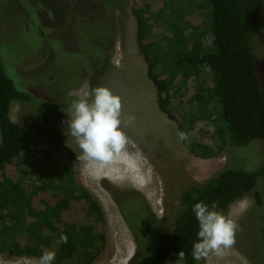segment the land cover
Here are the masks:
<instances>
[{"label":"rangeland","instance_id":"374dc122","mask_svg":"<svg viewBox=\"0 0 264 264\" xmlns=\"http://www.w3.org/2000/svg\"><path fill=\"white\" fill-rule=\"evenodd\" d=\"M137 1L143 2L0 0V64L19 90L36 96L31 104H14L10 119L25 127L36 113L38 98L63 102L62 111L66 117L59 126L60 132L65 144L78 157L79 182L98 201L105 216L106 246L91 264H127L139 247L144 248L145 254L154 248L155 240L151 237L139 244L123 216L121 207L125 201L129 202V197L140 196L144 201V216L150 225L160 232H169L181 208L182 195L190 188L205 185L232 166V169H238L237 165L252 171L264 164V140H256L238 150L226 145L209 158L193 156L182 144L177 124L159 111L157 88L146 76V63L136 40L137 22L132 14ZM194 1L175 0L172 8L181 17L179 26L189 34H198L202 45L209 49L211 6L207 0ZM144 2L150 19L158 18L153 25L152 38L158 42L162 36H170L167 3L164 0ZM261 24V34L252 37L250 45L264 90V9ZM201 83L205 88L210 86V74L206 73ZM98 86L108 87L121 97V119L125 122L123 130L129 141L125 153L110 166L89 165L82 161L79 147L66 135V112L76 98L70 94L84 91L91 94ZM180 90L175 100H181L180 109L188 113L187 118L195 130L212 129L217 116L215 109L208 107L197 111V105L189 102L194 94L191 82ZM130 115L135 119L129 124ZM198 137L203 146L210 144L208 134ZM32 155L30 151L23 152L18 167L7 166L5 174L28 187L32 179L28 169ZM121 161L130 169L124 168L121 173L118 168L123 165ZM263 189L264 180L258 178L256 192L261 194ZM254 194L251 192L235 202L227 212L237 214L239 203L247 204L246 209L236 215L240 230L235 245L225 250L223 256L209 254L203 259L204 264H264V202L258 205ZM131 201L140 208L135 199ZM129 216L132 219L128 211ZM38 260L0 253V264H38ZM167 264H182L181 255H173Z\"/></svg>","mask_w":264,"mask_h":264},{"label":"trees","instance_id":"16d2710c","mask_svg":"<svg viewBox=\"0 0 264 264\" xmlns=\"http://www.w3.org/2000/svg\"><path fill=\"white\" fill-rule=\"evenodd\" d=\"M164 1L170 10V36H162L158 41L161 43L152 38L158 18L150 19L144 0L134 4L132 14L146 76L157 88V107L177 124L179 132L190 133L189 141L182 144L193 156L209 158L226 145L238 150L264 140V90L250 45L252 37L262 32L264 0H207L211 6L209 49L202 45L198 34H189L179 26L181 17L172 8L175 0ZM206 73L211 76L207 88L201 83ZM189 82L194 87L189 102L197 105V111L208 107L216 111L212 129L196 131L188 113L180 109L181 100H175L181 87ZM35 97L19 90L0 64V253L39 259L44 251L52 250L57 254L54 264H91L106 246L105 216L98 201L79 182L78 157L60 132L66 117L63 102L38 98L36 113L25 127L10 119L14 104H31ZM201 134L209 135V145L199 142ZM27 151L33 153L28 164L32 184L25 187L4 170L11 165L17 168L21 154ZM232 167L182 195L181 208L169 232L150 225L140 196L129 197L121 207L125 220L140 245L150 237L155 245L147 254L139 247L127 264H167L173 255H181L182 264H197L191 255L198 231L192 213L195 203H215L227 214L232 204L251 192H255L258 205L264 202V189L261 194L256 192L258 178L264 180V164L252 171ZM61 236L67 237V243ZM199 264H204L203 259Z\"/></svg>","mask_w":264,"mask_h":264},{"label":"clouds","instance_id":"9594fccd","mask_svg":"<svg viewBox=\"0 0 264 264\" xmlns=\"http://www.w3.org/2000/svg\"><path fill=\"white\" fill-rule=\"evenodd\" d=\"M76 97L66 112V135L71 136L81 151L80 159L89 165L107 166L115 164L125 153L128 137L123 130L121 97L105 86H98L88 92H73ZM134 116H128L127 123H132ZM181 141H189L190 133L178 132ZM247 207L246 202L239 203V213H224L217 205L199 201L192 207V213L198 223L196 240L192 243L191 255L199 262L209 254L223 256L225 250L236 243V234L240 225L236 215ZM67 243V237L61 236ZM56 252L44 251L38 264H54Z\"/></svg>","mask_w":264,"mask_h":264},{"label":"crops","instance_id":"0c3cea01","mask_svg":"<svg viewBox=\"0 0 264 264\" xmlns=\"http://www.w3.org/2000/svg\"><path fill=\"white\" fill-rule=\"evenodd\" d=\"M121 162H122V161H121ZM122 163H123V165L120 166V167H118V168H121V169L119 170V171H121V173L124 172V168H127V167L129 168L128 165H125V162H124V161H123ZM125 179H128V178H125ZM131 180H132V179H131ZM132 181H135V180H132Z\"/></svg>","mask_w":264,"mask_h":264},{"label":"bare ground","instance_id":"6f19581e","mask_svg":"<svg viewBox=\"0 0 264 264\" xmlns=\"http://www.w3.org/2000/svg\"><path fill=\"white\" fill-rule=\"evenodd\" d=\"M108 166H110V165H108ZM119 167V166H118ZM141 168V167H140ZM130 169V168H129ZM143 169V168H142ZM126 170V169H125ZM139 171V170H138ZM146 175H147V173H145ZM135 180H136V178H135ZM139 180V179H138ZM138 186V185H137Z\"/></svg>","mask_w":264,"mask_h":264}]
</instances>
